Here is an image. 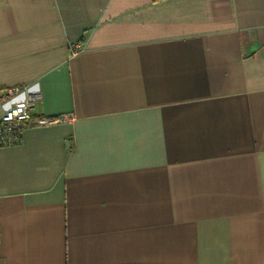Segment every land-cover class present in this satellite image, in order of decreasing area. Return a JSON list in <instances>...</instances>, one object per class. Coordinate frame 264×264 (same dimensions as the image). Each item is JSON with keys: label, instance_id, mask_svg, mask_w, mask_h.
<instances>
[{"label": "crops", "instance_id": "obj_1", "mask_svg": "<svg viewBox=\"0 0 264 264\" xmlns=\"http://www.w3.org/2000/svg\"><path fill=\"white\" fill-rule=\"evenodd\" d=\"M26 83L0 264H264V0H0Z\"/></svg>", "mask_w": 264, "mask_h": 264}, {"label": "built area", "instance_id": "obj_2", "mask_svg": "<svg viewBox=\"0 0 264 264\" xmlns=\"http://www.w3.org/2000/svg\"><path fill=\"white\" fill-rule=\"evenodd\" d=\"M76 48L77 45H74L73 50ZM40 100L41 92L33 83L12 85L0 90V146L18 143L27 125L49 124L55 120L32 116L31 110Z\"/></svg>", "mask_w": 264, "mask_h": 264}]
</instances>
